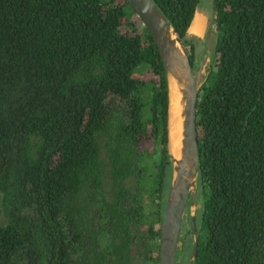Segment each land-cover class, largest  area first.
I'll list each match as a JSON object with an SVG mask.
<instances>
[{"label":"trees","instance_id":"16d2710c","mask_svg":"<svg viewBox=\"0 0 264 264\" xmlns=\"http://www.w3.org/2000/svg\"><path fill=\"white\" fill-rule=\"evenodd\" d=\"M152 2L195 73L203 37L186 27L196 7L214 23L192 264H264V0ZM166 139L161 61L125 0H0V264H134L133 247L156 264Z\"/></svg>","mask_w":264,"mask_h":264},{"label":"water","instance_id":"95a60500","mask_svg":"<svg viewBox=\"0 0 264 264\" xmlns=\"http://www.w3.org/2000/svg\"><path fill=\"white\" fill-rule=\"evenodd\" d=\"M125 1L151 37L161 61L166 90V138L168 116L171 114L179 137L176 156L167 148L171 162V177L158 222L156 264H175L179 249L178 231L186 203L191 222L190 248L186 264H192L197 241L194 214L198 169L195 129L198 83L196 84L194 80L195 72L189 63L186 45L152 0ZM191 20L192 16L189 23ZM206 23L205 15L204 25L200 27L199 32L203 33ZM201 36L198 35L199 39ZM170 96L172 112L170 114L169 110L168 114Z\"/></svg>","mask_w":264,"mask_h":264},{"label":"flooded vegetation","instance_id":"af4514ba","mask_svg":"<svg viewBox=\"0 0 264 264\" xmlns=\"http://www.w3.org/2000/svg\"><path fill=\"white\" fill-rule=\"evenodd\" d=\"M209 25L206 27V29H205V31H204V34H203V39L199 42L198 40V42H197V44H195L196 45V47L194 48L195 49V51L198 53L199 51H201V53H200V64H199V69H198V71H197V73H195V76H196V78L198 77V75H199V70H200V67H201V64H202V57H203V53H202V46L204 45H206L205 44V37H206V34H207V32L209 31ZM211 32H213V34H214V30L213 31H211ZM188 38H191L190 36H187ZM192 39V38H191ZM192 41H194L193 39H192ZM202 42H204V43H202ZM201 45V46H200ZM198 47V48H197ZM204 48V47H203ZM186 49H187V55H188V52H189V50H188V46L186 45ZM170 177H171V174H170ZM101 180H102V183H103V186H104V189L105 190H107L108 189V181H106V178H105V175H103L102 174V176H101ZM126 184H129L130 183V181H131V178L129 177V176H127L124 180H123ZM169 181H170V179H169ZM168 185H169V182H168V184H167V186H165V188L163 189V190H165V189H167L168 188ZM130 192H132L131 190H129ZM186 205V204H185ZM145 209H146V207H145ZM145 209L143 210V213H145ZM186 214V211H185V207H184V213H183V216ZM189 214V213H188ZM183 216H182V218H183ZM182 220V219H181ZM182 222V221H181ZM181 222H180V225H181ZM147 222H143L142 224H140L139 225V229L141 230V232L143 233L144 231H145V228L147 227ZM158 225V224H157ZM182 234V232H181V230H180V226H179V231H178V237H177V241H178V244H180V235ZM157 238H158V236H157ZM157 240V239H156ZM131 261H133V263L134 264H141V262H142V260H141V255H140V252H139V249L138 248H136V247H133L132 249H131ZM175 264H180V255L178 254V256H177V258H176V261H175ZM182 264V263H181Z\"/></svg>","mask_w":264,"mask_h":264},{"label":"bare ground","instance_id":"6f19581e","mask_svg":"<svg viewBox=\"0 0 264 264\" xmlns=\"http://www.w3.org/2000/svg\"><path fill=\"white\" fill-rule=\"evenodd\" d=\"M198 19H199V17L195 13V15L192 18L193 21L191 20V23H190L191 27L189 25L190 31H193L194 33L199 32L200 27H201V23L198 22ZM189 27H188V29H189ZM169 110H170V114H171V112H172L171 111V96H170V100H169L168 114H169ZM171 116H172V114L168 116L167 148H168V151L172 155L176 156V153H177L176 148H177V145H178L179 137H178V135L176 133V129L174 127L173 118Z\"/></svg>","mask_w":264,"mask_h":264},{"label":"rangeland","instance_id":"374dc122","mask_svg":"<svg viewBox=\"0 0 264 264\" xmlns=\"http://www.w3.org/2000/svg\"><path fill=\"white\" fill-rule=\"evenodd\" d=\"M200 3L203 5H206V4H208V0H200ZM206 16H207V23H206L205 29L209 25V27H208L209 31L207 32L206 37H205V44L206 45L205 46L203 45L201 48L202 53H203V57H202V64H201V67L199 70V75L197 77L198 84L200 83V81L202 80V78L204 76L205 68H206V66L210 60V55H211V51H212V47H213L214 39H215L213 32H211L214 30V23L212 22L211 19L209 20V14L208 13H206ZM195 43L197 44V42H195ZM0 219H1V214H0Z\"/></svg>","mask_w":264,"mask_h":264},{"label":"crops","instance_id":"0c3cea01","mask_svg":"<svg viewBox=\"0 0 264 264\" xmlns=\"http://www.w3.org/2000/svg\"><path fill=\"white\" fill-rule=\"evenodd\" d=\"M195 13H196V15L199 17V19H198V22H200L201 23V26H203L204 25V22H205V15H206V12L205 11H203L202 9H200V8H195L194 9V11H193V13H192V18H193V16L195 15ZM193 21V20H192ZM197 22V23H198ZM191 23V22H190ZM190 23L188 24V26H187V29H186V35L187 36H190V37H197V38H199L198 37V35H202L201 36V38L203 37V34H204V31H205V27H204V30H203V33L201 32H197V33H194L193 31H190V27H191V25H190ZM189 25H190V27H189ZM188 27H189V29H188Z\"/></svg>","mask_w":264,"mask_h":264}]
</instances>
